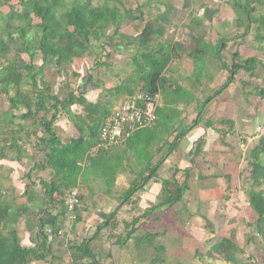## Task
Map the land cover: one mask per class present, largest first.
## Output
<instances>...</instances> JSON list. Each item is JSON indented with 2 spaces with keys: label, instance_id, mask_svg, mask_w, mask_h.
I'll use <instances>...</instances> for the list:
<instances>
[{
  "label": "crops",
  "instance_id": "1",
  "mask_svg": "<svg viewBox=\"0 0 264 264\" xmlns=\"http://www.w3.org/2000/svg\"><path fill=\"white\" fill-rule=\"evenodd\" d=\"M151 1L143 0L132 10L142 11L141 9L145 8L149 11V16L143 15L144 20L142 16L134 19L127 18L119 28V33L131 39L123 42L119 38L114 41L119 46L117 52H124L119 57L125 55L128 58L131 70L127 74L120 72L123 74V80L118 83L108 81L109 78L106 82H110L111 87H115L124 81L129 82L128 79L134 76L132 59L136 56L138 48L136 44L134 46L136 42L133 37L142 30L146 19L151 20L156 34L154 33L152 42L149 43L151 45L141 50L154 47L170 54V61L161 75L162 81L156 94L157 118L151 125L133 130L123 142L102 146L107 151L109 159H120L121 163L114 166L116 174L110 190H107V180L104 174L107 168L102 170L98 167L97 172L94 170V173L88 174L86 178L81 177V184L77 188L85 186L92 191L91 183L101 182L104 185V195L96 193V205H93L91 209L87 211L83 208L79 209L77 216L80 220L78 221L79 228L82 224L88 225V221L96 223L99 219L101 220V217L102 221L107 218L113 210V208L110 209L112 207L110 204L115 201L111 199L113 197L112 188L119 184L121 186L123 183L126 189L129 183L136 179V174H147L150 168L160 160L162 162L155 176L140 191L142 209L155 201L161 188V180L164 179L163 173L171 172L172 174L175 169L178 170L176 174L178 172L184 174L188 171V176L189 173L194 172L198 188L202 191L199 194L200 199L216 205L215 201L218 202L216 196L220 197L224 194L232 184L230 181L235 182L240 166H243L244 161H248L245 160L244 151L247 144L252 142L253 130L259 127V113L255 110L250 117L242 115L244 112L241 105L245 89L242 74L246 72L243 68L235 72L227 87L217 92V89L227 79L229 72L232 74L230 70L233 62H241L251 56L257 57L260 46L258 42L256 45L254 43L255 39L260 37L257 32L251 35L257 23H248L246 17L244 19L242 10L243 7L245 11L248 9L251 10L250 12H256L257 0H245V6L236 0H156L155 8H150ZM138 21H140L139 24ZM101 60L98 64H107V60ZM200 61H203L204 68L200 66ZM238 75L241 79H238ZM115 76L119 80L118 74ZM93 86V88H98L95 82ZM172 91L177 95L171 97ZM204 93L208 95L205 96ZM125 94L126 92L116 93L119 99L110 108L111 110L117 106ZM91 95L93 96L94 92H91ZM207 97H209L208 101L198 114L199 105ZM87 100L96 102L99 99ZM6 107L5 102L4 110ZM79 107L80 105H75L72 109L80 113L81 108ZM24 112L25 109L19 106L18 110L14 111L15 117L11 123L14 127L12 131L21 127L20 131L11 133L14 137L19 136L17 143L14 145L10 143V135L5 133L7 132L6 127L1 129L2 133L0 132V203H6L10 212L1 219L0 230L6 231L12 225L16 230L20 245L33 247L41 238L35 221L36 212L44 207L43 187L39 179L48 180L52 170L50 168L32 169L31 180L34 181V185H28L29 180L26 174L35 163L41 162L43 153L37 148V144L39 138H46V134H43L38 124L44 113L38 111L33 118L21 119L20 115ZM55 126H59L58 135L63 142L78 136V131L63 111L58 114ZM70 129L71 132H69ZM187 182L191 188L188 177ZM66 191L68 190L64 193ZM239 194L240 201L245 205L243 209L248 211L246 213L250 214L251 211L255 214L248 200H242V193L239 192ZM61 196L54 195L53 208L50 210V215L45 217L43 231L48 234V243L51 248L46 255L47 262L34 260L29 264H71L70 252L67 249L68 256L66 257L61 247L63 242L60 239L61 236L65 234L73 240L76 235L86 237L84 233L75 232L72 228L68 230L61 228L57 233H51L53 216H56V220L62 221V226L68 216L66 210L63 215H59L61 211L58 201ZM129 203L126 201L121 206L126 207ZM117 211L120 212L119 207ZM13 216L15 219H12ZM124 219H122L123 222L127 221V217ZM240 219L243 220L241 217ZM95 223L89 232L90 236L98 224L95 225ZM94 238H100V235ZM73 243L76 242L73 241ZM70 244L66 245V248Z\"/></svg>",
  "mask_w": 264,
  "mask_h": 264
},
{
  "label": "trees",
  "instance_id": "2",
  "mask_svg": "<svg viewBox=\"0 0 264 264\" xmlns=\"http://www.w3.org/2000/svg\"><path fill=\"white\" fill-rule=\"evenodd\" d=\"M9 1L0 0V6ZM120 1L119 3H121ZM110 2L111 0L99 2L96 0L94 3L92 0H18L16 7L19 6V10L14 8L6 12L0 10V94L4 95L7 103L6 109L4 110L3 107V110H0V132L2 133L1 129L6 127L7 132L5 133L10 135V143L14 145L19 136L14 137L11 133L21 130V127L14 131L11 130L14 129L11 125L15 117L14 111L18 110L19 106L25 109V112L20 115L21 119L33 118L38 111H42L44 116L38 124L43 134H46V138H39L37 148L43 155L41 162L35 163L26 174L29 180L28 185H34V181L31 180L32 169L50 168L52 170L48 180L39 179V183L43 187L44 207L36 212L35 221L38 233L41 235L40 241L33 247H23L20 245L16 230L12 225L6 231L0 230V264H29L34 260L47 262L46 255L51 251V248L48 243V234L43 230L46 222L45 217L50 215V210L53 208L55 194L63 195L65 190L77 188L81 184V177L86 178L98 167H101L102 170L108 169L106 170L108 172L104 171L107 190L112 187L116 174L114 166L121 163L120 159H109L107 151L102 145L97 147V144L101 141L100 129L113 110L99 100L91 102L85 97V91L89 87L87 81L91 86L94 85L92 75L86 74V77H83L81 89L77 93L69 90L66 97L60 98L54 93L51 81L45 79L43 73L39 74L46 66H50L56 69L58 75H62L73 59L84 56L97 42L102 50L107 44L112 47L118 45L114 42L116 37L120 39L127 37L119 33V28L127 18H141L142 12L139 9L140 14L135 15L131 9L121 11L117 4ZM257 4H264V0H257ZM250 11L247 9L245 12L247 22L257 23V35L264 39L263 34L260 33L264 30V11L256 17H252ZM34 18L39 21L34 22ZM66 26L71 28L72 32L64 30L63 27L67 29ZM109 30H111L110 35L108 34ZM155 32L153 24L147 22L142 30L133 37L138 48L136 56L132 59L135 74L128 79L129 82L124 81L119 86L113 87V91L117 94L126 92L125 95H131L137 91L157 94L162 81L161 75L170 61V54L154 47L141 50V48L151 45L149 43L152 42ZM103 38L105 40H102ZM18 42H20V47L14 56H10V45L13 43L17 45ZM21 53L27 54L29 60H25ZM35 56L41 60L40 64L35 63ZM97 62L99 63V60ZM260 63L255 56L247 57L241 62H233L230 70L232 74L229 72L227 79L217 89V92L227 87L235 72L241 68L254 77L256 75L255 67ZM76 75L78 76V74ZM255 93L264 99L263 89L255 90ZM208 99L209 97L199 105L198 114ZM75 105L81 106L80 113L72 109ZM62 111L78 131L76 138L65 142L61 141L55 126L58 114ZM48 114H50L49 117ZM95 147L97 149L94 150ZM247 159L251 166L250 184L246 190L247 200L256 214L253 222L254 229L264 237V133L259 136L257 143L249 150ZM161 162L162 160L153 165L147 174H141L140 180L129 183V187L121 199V204L135 192L143 189L144 185L155 176ZM176 171L178 170L175 169L170 178L161 180V188L158 193L160 201L151 206L150 210L147 209L142 216L148 215L149 211L156 207H171L181 200L184 192L189 188L188 171L184 172L185 178L182 182L176 179ZM5 204L0 203V221L10 213L9 207ZM59 208L61 211L59 215H63L66 210L63 199H60ZM116 211L117 208H114L107 218L99 222L90 237L83 238L80 243L67 248L70 252L71 264H82L79 260L84 258L90 259L89 264H102L87 243L109 225ZM55 218L54 215L51 223L52 234L62 228V221ZM12 219H15V216ZM139 219L140 217H136L131 223H125V226L128 227L127 237H131L135 232V224ZM154 235V233L148 232L142 236L143 238L141 236L134 238L135 247L138 248L140 245L148 243L153 245L155 250H164L162 245L155 246L152 243ZM210 247L214 253L224 255L227 260H233V255H231L233 242L230 238L223 237ZM53 257L52 255V260ZM154 258L156 259V257Z\"/></svg>",
  "mask_w": 264,
  "mask_h": 264
},
{
  "label": "rangeland",
  "instance_id": "3",
  "mask_svg": "<svg viewBox=\"0 0 264 264\" xmlns=\"http://www.w3.org/2000/svg\"><path fill=\"white\" fill-rule=\"evenodd\" d=\"M95 1L96 0H92V3ZM99 1L101 0H98V2ZM119 1L120 0H111L110 3L117 4L119 9L124 11L130 8L133 10L135 8L134 6L139 5L143 0H122L120 1L121 3H119ZM17 2L18 0H10L4 5H1L0 10L4 12L11 8L19 10L20 7H16ZM155 2L156 0L151 1L149 4L150 8H155ZM236 2L245 6V0H236ZM256 7V12H251L252 17H256L264 11V4H256ZM138 10L139 9H135L133 13L139 15L140 13ZM141 10L143 11V13L140 14L142 17L143 15H150L147 9L142 8ZM242 10L245 19V8L242 7ZM144 19L145 17H143V20ZM38 21L39 19L34 18V22ZM139 22L140 21H138V24ZM147 22L152 23L151 20L148 21V19H146L145 23ZM251 23H254V21ZM255 25L256 24H254V26ZM66 28L67 29L63 27L64 30L72 32L71 28L69 29L68 26H66ZM255 33L256 29L252 30L251 35H255ZM260 33L264 36V30ZM108 34H111V30L108 31ZM122 38H124V40L121 39L123 42L131 39H127V37ZM115 39L119 38L116 37ZM102 40H105V38ZM257 42L260 46L257 57L262 64L256 65L254 70L256 75L254 77H251L247 72H243L242 74V80L246 82L244 83V100L241 105L244 112L242 115L244 114V117H250L254 112L253 110H255L259 113L260 121L259 127L252 132L255 137L253 136L252 142H249L245 148V160H248L247 154L249 150L257 143L259 136L264 133V99L255 93V90H264V39L257 38L254 44H258ZM98 44L99 42L81 58L73 59V62L68 65L66 72L62 75H58L55 71L56 69L50 66H46L43 71H40L39 74L43 73L44 78L51 81L54 93L58 97H66L69 90H73L77 93L81 89L83 77H86V74H90L92 75V82H95L98 88H93L94 86H91L87 81V86L89 87L85 91V97L87 99L91 98L93 101L98 98L101 103L106 104L107 107L110 108L117 103L119 98L108 81L110 80L115 84L123 80V74L120 72L123 71L127 74L129 70H131L129 67L130 61L125 55L119 57L123 52H117L119 46L114 45L112 47L110 44H107L104 49L101 50ZM135 44L136 43H134V46ZM10 46V56H14L20 47V42H18L17 45L13 43ZM133 49L136 50V48ZM21 54L25 60H29L27 54ZM101 59L107 60V64H98L97 61H102ZM34 61L36 64L41 63L38 56H35ZM200 66L204 68L203 61H200ZM76 74H78V76ZM115 74H118L119 80L116 78ZM93 77L99 79V81L95 80ZM107 78L109 79L106 82ZM238 79H241V76L238 75ZM91 92H94L93 96ZM174 95L177 94L172 91L170 96L172 97ZM204 95L207 96L208 94L204 93ZM5 102L4 95L0 94V110H3ZM74 108L76 109V107ZM79 108H81V106ZM177 127L181 128V126ZM58 128L59 126L56 127L57 133L59 132ZM71 131L70 129L69 132ZM242 165L243 166L239 168L235 182L233 183L230 181L232 184L225 190L224 194L220 197L216 196L218 197V202L215 201L216 205L210 204L207 201L204 202L202 198L200 199L199 194L202 191L198 188V182L194 177V172V174L189 173L188 176L191 188L184 192L179 202L171 207H156L154 210L149 211L148 215L144 216H142V214L147 211V209L150 210L151 206L156 205L160 201L159 195L156 196L153 203H149L150 205L142 209L140 205L141 192L137 191L127 200L128 203L130 202L129 205L124 207V205L121 206V199L124 197L123 194L129 186L125 189L122 183L121 186L119 184L113 187V197H111V199L115 201L113 200L114 202L110 204V206H112L110 209L112 210V208L119 207L120 212L117 211L116 216L110 220L109 225L99 232L100 238H94L87 243L88 247L95 252L96 258L102 264H264V237L256 232L253 226L256 214L251 211L250 214H247L246 212L248 211L243 209L245 205L242 203L244 202L240 201L239 192L242 193V200H247L246 190L250 184L249 176L251 173V166L248 161H244ZM171 175V172L163 173L164 178H170ZM175 177L181 182L185 178V175L178 172ZM135 178L136 179L130 183L140 180L141 175L136 174ZM91 185L92 191H89L85 186H81L77 189L79 204L74 210L76 217L71 218L66 214L68 216H66L67 220L65 219L63 222L62 230L72 228L75 232L84 233L86 236L85 238L90 236L89 232L93 229V224L95 222L88 221V225L82 224L81 228H79L80 223L78 221L80 220L77 219V216L79 215V209L83 208L87 211L91 209L93 205H96V193L104 195V185L101 182H96L95 184L91 183ZM231 193L233 195H231ZM67 197L68 191H66L60 199H63L65 203ZM227 201L229 203H226ZM59 205L60 200L58 201V206ZM94 208L96 207L94 206ZM126 217L127 221L123 222L122 219L125 220L124 218ZM136 217H140L139 221L135 224L136 230L131 237H127L126 231L128 227L125 226V223H131ZM240 217L243 218V220H241ZM101 221L102 217L101 220L99 219L96 221L95 225ZM148 232L155 234L152 243H154L155 246L162 245L164 250H155L153 245L148 243L142 244L138 248L135 247L136 242L134 238L138 236L143 238L142 236ZM223 237L232 240L233 249H231V255H233V260L235 261L227 260L224 255L214 253L210 247L214 242ZM81 238H83L82 235H76V237H74L75 240L69 239L68 235L66 236L65 234L61 236L60 239L63 240L61 247L64 249L63 252H65L64 255L66 257L68 256L66 245L68 246L70 243V246L78 244L81 242ZM58 239L59 238H57V240ZM71 240L76 243H73ZM57 256L62 258L59 254H57ZM154 257H156V259ZM79 262L82 264H89L90 259H80Z\"/></svg>",
  "mask_w": 264,
  "mask_h": 264
},
{
  "label": "built area",
  "instance_id": "4",
  "mask_svg": "<svg viewBox=\"0 0 264 264\" xmlns=\"http://www.w3.org/2000/svg\"><path fill=\"white\" fill-rule=\"evenodd\" d=\"M156 106V94L137 91L134 94L123 96L102 125L100 129L101 141L97 147L123 142L136 128L151 125L157 118ZM78 204L77 189L69 190L65 201L69 217H76L74 210Z\"/></svg>",
  "mask_w": 264,
  "mask_h": 264
}]
</instances>
